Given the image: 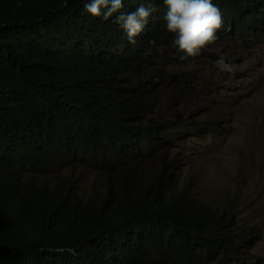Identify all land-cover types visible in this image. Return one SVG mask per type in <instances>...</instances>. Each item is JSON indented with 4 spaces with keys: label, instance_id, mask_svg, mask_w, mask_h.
Masks as SVG:
<instances>
[{
    "label": "trees",
    "instance_id": "16d2710c",
    "mask_svg": "<svg viewBox=\"0 0 264 264\" xmlns=\"http://www.w3.org/2000/svg\"><path fill=\"white\" fill-rule=\"evenodd\" d=\"M88 2L0 0V264L244 261L252 237L180 186L174 154L158 149L191 133L155 110L161 50L184 55L164 28V0H124L122 10L153 9L135 43ZM213 3L218 40L264 35V0ZM71 163L101 171L106 192L84 198L73 177L26 179ZM61 246L78 255L46 251Z\"/></svg>",
    "mask_w": 264,
    "mask_h": 264
},
{
    "label": "rangeland",
    "instance_id": "374dc122",
    "mask_svg": "<svg viewBox=\"0 0 264 264\" xmlns=\"http://www.w3.org/2000/svg\"><path fill=\"white\" fill-rule=\"evenodd\" d=\"M210 47L185 63L178 54L161 50L154 70L160 69L155 109L171 120L191 113L197 122H212L213 130L158 149L161 156L174 154L180 186L229 215L236 233L252 237L244 261L219 257L206 264H264V35L243 42L217 40ZM220 55L233 72L219 71L215 61ZM169 146L175 148L167 151ZM66 176L78 180L79 193L87 198L98 172L76 164L28 177L54 183Z\"/></svg>",
    "mask_w": 264,
    "mask_h": 264
},
{
    "label": "clouds",
    "instance_id": "9594fccd",
    "mask_svg": "<svg viewBox=\"0 0 264 264\" xmlns=\"http://www.w3.org/2000/svg\"><path fill=\"white\" fill-rule=\"evenodd\" d=\"M66 2L67 0H65V4ZM164 3L167 8L166 13L163 16L164 28L169 33L174 34L175 38L172 41V44L178 49V51L184 54L180 57L183 63L186 62L183 59L190 60L191 58L202 56V50L216 44L217 40L219 39L217 32L223 27V18L220 8L213 3V0H164ZM84 9L92 16L102 17L104 20L113 18V23L118 24L123 32L126 33L130 43H135V37H137L141 32L144 31L145 26L147 25L153 11V9L145 7L144 4H140L133 11L122 10L124 9V0H89V2L84 5ZM262 37L263 36H261V38ZM149 43L155 44L156 41L150 40ZM215 65L219 69V71L224 73H231L234 71L232 65L226 62V58L224 55L219 56V58L215 61ZM153 75L155 76L156 74ZM159 78L160 74L158 77H156L157 86ZM155 110L158 109L156 108ZM176 118L183 120L185 123L184 128L191 132L189 133V135H187V137L202 135H197L194 133L195 126L192 125L191 120H188L178 114L176 115L175 119ZM203 122L208 126V130L205 133L211 132L213 130L212 122ZM76 164L85 165L98 172V177L93 182V187H96L102 192H106L109 181L102 180L101 171L85 163ZM76 164L71 163L62 170ZM62 170L58 172H61ZM30 174L37 173H29L26 175V179L34 180L28 177ZM50 174L38 175L47 176ZM41 250L45 251V249ZM46 251L56 252L60 254L68 253L73 256L78 255L76 249L69 246L52 247L46 249Z\"/></svg>",
    "mask_w": 264,
    "mask_h": 264
}]
</instances>
